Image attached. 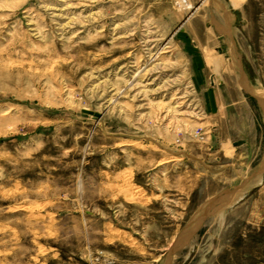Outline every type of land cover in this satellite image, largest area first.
I'll return each instance as SVG.
<instances>
[{
	"label": "rangeland",
	"instance_id": "obj_1",
	"mask_svg": "<svg viewBox=\"0 0 264 264\" xmlns=\"http://www.w3.org/2000/svg\"><path fill=\"white\" fill-rule=\"evenodd\" d=\"M257 87L264 0H0V264H264Z\"/></svg>",
	"mask_w": 264,
	"mask_h": 264
},
{
	"label": "water",
	"instance_id": "obj_2",
	"mask_svg": "<svg viewBox=\"0 0 264 264\" xmlns=\"http://www.w3.org/2000/svg\"><path fill=\"white\" fill-rule=\"evenodd\" d=\"M253 97L255 98V100L257 101V103L259 105H264V99H260V98L256 97L255 95H253ZM232 191L233 190L228 189V190L224 191L222 194H219L216 198L212 199L209 203H207V206L203 211L204 214L199 217L196 224L189 231H187V233H185L184 235L179 237L178 240L175 242V244L171 247V249L168 252V259L174 252H176L180 248L184 247L185 245L189 244V242L193 238L195 231L200 226H202L204 221L207 219V217L210 213V210L214 209V207L220 202V200L226 201V199L229 197V194L233 193Z\"/></svg>",
	"mask_w": 264,
	"mask_h": 264
},
{
	"label": "bare ground",
	"instance_id": "obj_3",
	"mask_svg": "<svg viewBox=\"0 0 264 264\" xmlns=\"http://www.w3.org/2000/svg\"><path fill=\"white\" fill-rule=\"evenodd\" d=\"M230 1V0H228ZM232 4H235L234 1H231ZM237 3V2H236ZM233 6V5H232ZM237 6V5H236ZM191 8V7H190ZM219 19V18H218ZM221 19V18H220ZM222 21V20H221ZM223 22V21H222ZM154 41V40H153ZM231 59V58H230ZM227 60V59H226ZM227 63V61H226ZM232 64V63H231ZM214 65L216 63L214 62ZM233 66V65H232ZM233 68V67H232ZM233 71V70H232ZM240 90V89H239ZM254 95L260 99H264V89L257 87L254 90ZM180 107V106H179ZM125 145V144H124ZM264 166V165H263ZM242 192H237L236 194H233L230 196L224 203H222L216 210V214L213 216L214 222H221L224 218V214L228 209H230L236 202H238L242 197ZM206 206V205H205ZM204 206V207H205ZM201 216V215H200ZM213 223V222H212ZM194 226V225H193ZM189 231V230H188Z\"/></svg>",
	"mask_w": 264,
	"mask_h": 264
}]
</instances>
